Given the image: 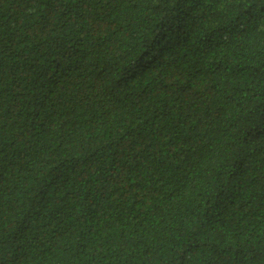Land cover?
I'll list each match as a JSON object with an SVG mask.
<instances>
[{"label":"trees","instance_id":"obj_1","mask_svg":"<svg viewBox=\"0 0 264 264\" xmlns=\"http://www.w3.org/2000/svg\"><path fill=\"white\" fill-rule=\"evenodd\" d=\"M0 264H264V0H0Z\"/></svg>","mask_w":264,"mask_h":264}]
</instances>
